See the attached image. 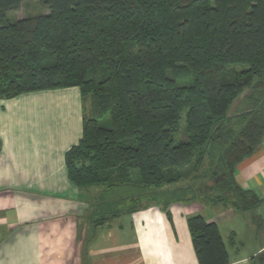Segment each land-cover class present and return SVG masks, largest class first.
Instances as JSON below:
<instances>
[{"label":"trees","instance_id":"16d2710c","mask_svg":"<svg viewBox=\"0 0 264 264\" xmlns=\"http://www.w3.org/2000/svg\"><path fill=\"white\" fill-rule=\"evenodd\" d=\"M25 1L0 0V100L91 94L105 124L84 115L65 157L97 227L153 203L259 204L235 172L264 141V0H36L47 14L9 18ZM189 227L199 264L229 263L216 222Z\"/></svg>","mask_w":264,"mask_h":264},{"label":"crops","instance_id":"0c3cea01","mask_svg":"<svg viewBox=\"0 0 264 264\" xmlns=\"http://www.w3.org/2000/svg\"><path fill=\"white\" fill-rule=\"evenodd\" d=\"M84 112L77 87L0 100V264H199L189 227L195 216L218 224L228 264L264 255V147L235 172L237 186L260 200L251 210L204 199L153 203L97 227L91 199L66 168Z\"/></svg>","mask_w":264,"mask_h":264},{"label":"rangeland","instance_id":"374dc122","mask_svg":"<svg viewBox=\"0 0 264 264\" xmlns=\"http://www.w3.org/2000/svg\"><path fill=\"white\" fill-rule=\"evenodd\" d=\"M47 13H48L47 8L45 6H43L40 2H38L36 0H27L21 5V7L19 9L11 11L8 14V16L12 20L16 21V20L24 19L25 17H28V16H36V15L47 14ZM237 68L241 69L242 66H238ZM84 111H85L84 112L85 118L87 121L98 119L91 94L86 95L84 98ZM98 123L105 124V121L98 119ZM111 177L114 178V176H111ZM116 177H118V176H116ZM177 177H178V174L176 173V177H174V178H177ZM130 179L132 181H137L138 173L136 171L131 170L130 171ZM189 185H191V183L187 180H183V179L177 180V181H174V182L166 185L162 189L156 190V193H164V192L168 193L171 191H175L177 189H182V188L189 186ZM82 191L85 193L84 195H87L90 199H92V201H94V202L97 201L96 191L91 190L90 193H89V191L84 190V189H82ZM147 193H149V192H145L144 194H147ZM95 212H98V210L95 209ZM92 219L96 220L97 222L102 221V218H100V217H93ZM248 236H249V233L245 235V238L247 240V242H246L247 253L250 250L252 251L253 250L252 248L254 246V243L253 244L249 243V239H248L249 237Z\"/></svg>","mask_w":264,"mask_h":264},{"label":"water","instance_id":"95a60500","mask_svg":"<svg viewBox=\"0 0 264 264\" xmlns=\"http://www.w3.org/2000/svg\"><path fill=\"white\" fill-rule=\"evenodd\" d=\"M261 147H264V141H263ZM259 149H260V147L258 148V150H259ZM218 180H219V179L215 180V182H218ZM208 188H209L208 186H204V187L201 188V190H202L203 192H205Z\"/></svg>","mask_w":264,"mask_h":264}]
</instances>
